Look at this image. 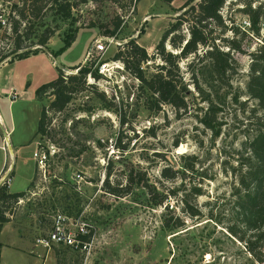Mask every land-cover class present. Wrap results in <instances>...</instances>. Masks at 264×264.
<instances>
[{"label": "rangeland", "instance_id": "374dc122", "mask_svg": "<svg viewBox=\"0 0 264 264\" xmlns=\"http://www.w3.org/2000/svg\"><path fill=\"white\" fill-rule=\"evenodd\" d=\"M187 1L167 4L164 0H138L130 4L129 0H121L120 6L111 1H90L76 6L74 23L60 19L48 5L37 17L29 18L30 38L23 46L32 45L31 49L40 48L41 52L0 64V87L13 85L17 93L24 92L20 97L0 93V112L7 129L13 126L11 138L15 150L10 149L11 144L3 137L6 128L0 122V180L10 171L0 187L12 193L24 191L16 205H8L10 221L0 237L4 244L2 264H264L256 261L244 242L231 232L240 223L236 193L246 156L243 143L255 129L251 123L258 108L257 100L249 98L245 87L252 53L264 45V18L260 38L251 31L248 36L238 37L242 40V51L234 55L239 73L233 85L241 96L239 103L228 98L221 106L218 113L221 133L214 140L211 130L200 122L198 109L207 104L200 103L199 93L193 87L191 97L195 101L190 100L186 112H177L167 105L153 112L143 100L137 103L139 82L124 70L121 62L113 61L119 45L136 37L150 55L155 54L156 45L176 22L183 12L177 11ZM252 1L264 5V0ZM16 3L23 7V0H0V13L8 20L17 18L12 10ZM243 3L226 2L221 13L229 25L243 29L247 17L241 11ZM118 19L121 25L111 35ZM70 29L78 31L76 39L60 52ZM141 29L144 34L138 38ZM48 30L54 31V35L45 49L37 43ZM183 31L188 35L187 24ZM226 36L234 37V33L228 32ZM105 38L112 39L106 43L107 51L93 52L83 64L98 68L101 77L88 78L96 92L94 88H86L76 93L68 108L54 117L49 133L43 137L36 135L43 105L54 98L48 92L40 101L36 91L56 79L61 69H66L65 75L77 73L79 69L68 68L83 61L94 40ZM14 39L11 32L0 27V55L14 48ZM158 63L160 59L149 62L145 68L153 71ZM99 94L105 95L106 102L98 98ZM121 119L127 122L123 124ZM152 132L156 135H151ZM178 139L180 143L175 147ZM18 144L20 151L16 152ZM51 146L55 152L46 168L40 169L34 153L48 147L52 151ZM181 154L199 159L196 165L199 173L193 179L202 187L203 195L193 202L201 216L190 218L183 214L178 199L168 202L170 210L174 207L172 213L165 206H153L141 187L124 198H117L102 187L109 172L111 184L117 181L124 184L126 175L135 168L145 171L149 183L157 185L160 191L172 188L184 180H162L163 185L159 184L161 169L166 165L182 169L178 158ZM54 178L69 180L76 188L55 187ZM32 181L34 185L30 186ZM173 213L185 220L184 228L166 226V221L172 223ZM59 214L70 219L73 234L80 228L75 220L87 224L88 231L93 233L89 251L53 243L44 248L38 244V239L48 237Z\"/></svg>", "mask_w": 264, "mask_h": 264}, {"label": "trees", "instance_id": "16d2710c", "mask_svg": "<svg viewBox=\"0 0 264 264\" xmlns=\"http://www.w3.org/2000/svg\"><path fill=\"white\" fill-rule=\"evenodd\" d=\"M1 1L10 2V0ZM90 1H111L121 5V0H23V7H19L17 3L13 4L12 10L17 13V18L10 17L8 21L9 32L15 36L14 48L0 55V64L6 60L11 63L41 52L40 48L31 49L32 45L23 46L24 41L30 38L31 24L27 25L30 22L29 18L37 17L49 5L60 19L74 23L76 19L73 11L76 6ZM135 1L138 0H129V3H135ZM164 1L171 4L175 0ZM195 1L188 0L177 11L183 12L164 32L156 45L155 54L150 55L148 50L138 43L136 37L131 38L124 45H119L120 50L114 55L113 61L121 62L124 70L139 82L137 103L143 100L144 105L153 112L161 111L165 105L177 112H186L190 100L195 101V98L191 97L193 92L190 87H193L199 93L200 103L207 104L206 107L202 106L198 109L201 115L200 122L211 130L214 140L221 133L218 113L228 98L232 102L239 103L238 98L241 96L240 93L235 92L233 85V80L239 73V63L234 55L242 51V40L238 37L239 35L248 36L249 31L254 36L261 37L264 5L261 3L256 5L252 0H242L244 3L241 11L249 17L251 22L250 28L245 30L229 25L223 17L221 11L228 0ZM38 2L41 4L38 5ZM185 24L188 25V35L183 31ZM120 25L119 19L114 21V30L110 34H116ZM69 31L67 37L63 39L60 52L69 48L76 39L78 31L75 29ZM47 32L38 39L37 44L43 48L48 45L49 39L54 35V31ZM228 32L234 33V37L226 36ZM139 33L138 38L144 34L143 29ZM158 59L161 63H158L153 71L145 68L149 62H156ZM183 63L187 64L185 68ZM69 69L79 70L75 74L66 73L65 75L61 69L56 79L43 84L36 91V98L40 101L45 99L44 96L48 92L54 96L48 104L43 105L36 135L43 137L49 133L54 117L68 108L76 93L86 88H94L96 92L95 86L88 83V78L97 80L101 77L97 67L92 69L85 65H77ZM245 89L249 98L257 100L258 108L254 110L253 123H251L255 129L243 143L247 157L245 156V162L242 164L243 170L236 193L240 223L235 228H231V232L244 242L245 248L256 261L264 263V45L252 53ZM98 98L106 102L105 95L99 94ZM259 111L262 112L258 115ZM125 122H127L126 119H121V123ZM151 135L156 134L152 132ZM179 143L178 139L174 146L177 147ZM178 158L181 160L182 169L174 165H166L162 167L161 179L158 181L163 185V181L184 180L172 188L160 191L157 185L149 183L145 171H136L135 168H131L126 175L124 184L119 181L111 184L109 181L111 172H109L102 187L105 192L117 198L130 196L136 187H141L148 195V203L153 206H165L169 213H172L174 207L170 210L168 202L178 199L177 203L180 202L183 214L190 218L201 216L200 209L193 202L203 195L202 187L193 179L199 173L196 169L198 156L181 154ZM53 182L55 187L63 185H68L72 189L75 187L66 179L54 178ZM33 185L34 181L30 186ZM23 195L24 191L12 193L7 191L6 187H0V233L4 224L10 221L7 216L8 205H16ZM170 220L171 224L166 221V226L170 229L185 227V220L180 214L173 213ZM91 235L92 233L82 236V239L90 241ZM2 248L3 243L0 241V264Z\"/></svg>", "mask_w": 264, "mask_h": 264}, {"label": "built area", "instance_id": "2783aa9c", "mask_svg": "<svg viewBox=\"0 0 264 264\" xmlns=\"http://www.w3.org/2000/svg\"><path fill=\"white\" fill-rule=\"evenodd\" d=\"M250 26H251V22H250L249 17L247 16L246 19L244 20L243 29H246V28L249 29ZM0 27L3 28L4 30H7L8 32L10 31L9 21L1 13H0ZM107 42L111 43L112 39L105 38L103 40H94L92 42V45L89 47L86 61L89 59L90 55L93 52L104 53L105 51H107L108 49V46L106 44ZM50 148L52 149V151L48 147V150L43 151L42 149H38L34 153V158L40 169L46 168L47 162L49 161L51 154L55 152L54 147L51 146ZM9 174H10V171H8L5 176H2L0 181L3 182L4 180H6V178L9 177ZM77 178L82 179V175L77 174ZM69 222H70V219H68L66 216L61 215V214L57 215V217H55L54 219V226L51 232L49 233L48 237L38 239V244L44 248H49L50 244L53 243L56 245H63V246L70 247L72 249H76V250L83 251V252L89 251L92 245V237H93L92 231H88L87 224L84 223L81 219H78V220H75V223L78 226L80 225V228L77 234H73V232L71 231V227H70V225L72 224H69ZM91 233L92 235H91L90 241H84L82 239V236H85ZM43 264H48V263H43Z\"/></svg>", "mask_w": 264, "mask_h": 264}, {"label": "crops", "instance_id": "0c3cea01", "mask_svg": "<svg viewBox=\"0 0 264 264\" xmlns=\"http://www.w3.org/2000/svg\"><path fill=\"white\" fill-rule=\"evenodd\" d=\"M175 1H176V0H175ZM173 2H174V1H173ZM173 2H172L171 4H173ZM73 43H74V42H73ZM88 50H89V48H88ZM88 50H87V53H88ZM87 53H86V56L84 57L83 61L79 62L78 64L71 65V66L74 67V66H77V65H83V64L86 62V59H87ZM33 55H34V54H33ZM33 55H31V56H33ZM31 56H29V57H31ZM69 68H71V67H69ZM69 68H68V69H69ZM63 70H66V69H63ZM0 93H1V94H4V95H7V96L12 95V97H20L22 94H24V92L17 93L13 85H11L9 88H5V87L1 88V87H0ZM8 94H10V95H8ZM22 96H23V95H22ZM1 121H2V124H4V126H5V128H6V131L3 132V137L5 138V140L8 139L7 141H9V143L11 144V145H10V149H12L13 151H15V150H14V145H13V140H12V138H11V132H12V130H13V126H12L10 129H7L6 124H5V121H4V118H3V115H2V113L0 112V122H1ZM18 146H19V147H18V149L16 150V152L20 151V146H21V145L18 144ZM10 182L12 183V179H11ZM5 225H6V223L4 224V226H5ZM4 226H3V228H4ZM3 228H2V231H3ZM2 231H1V233H0V237H1ZM1 242H2V241H1ZM2 243H3V242H2ZM3 248H4V244H3ZM3 248H2V250H3ZM1 260H2V253H1ZM1 264H2V261H1Z\"/></svg>", "mask_w": 264, "mask_h": 264}, {"label": "bare ground", "instance_id": "6f19581e", "mask_svg": "<svg viewBox=\"0 0 264 264\" xmlns=\"http://www.w3.org/2000/svg\"><path fill=\"white\" fill-rule=\"evenodd\" d=\"M2 122V121H1ZM7 143H9V141H7ZM1 182V181H0Z\"/></svg>", "mask_w": 264, "mask_h": 264}]
</instances>
